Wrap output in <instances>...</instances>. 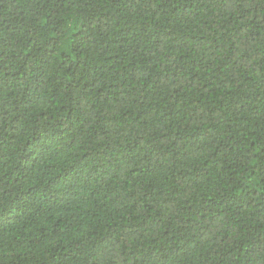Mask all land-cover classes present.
<instances>
[{
    "label": "trees",
    "instance_id": "1",
    "mask_svg": "<svg viewBox=\"0 0 264 264\" xmlns=\"http://www.w3.org/2000/svg\"><path fill=\"white\" fill-rule=\"evenodd\" d=\"M0 264H264V0H0Z\"/></svg>",
    "mask_w": 264,
    "mask_h": 264
}]
</instances>
